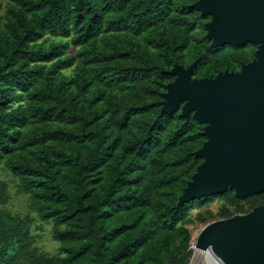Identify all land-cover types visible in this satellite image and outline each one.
Returning a JSON list of instances; mask_svg holds the SVG:
<instances>
[{"label":"trees","instance_id":"trees-1","mask_svg":"<svg viewBox=\"0 0 264 264\" xmlns=\"http://www.w3.org/2000/svg\"><path fill=\"white\" fill-rule=\"evenodd\" d=\"M197 1L10 0L0 13V165L61 244L38 253L30 218L0 210V264H188L190 212L222 197L223 218L234 214L232 187L183 200L207 124L165 94L177 67L215 80L258 48L195 32L210 17ZM67 37L80 54L66 55ZM6 195L0 179V205ZM243 201L264 205V192Z\"/></svg>","mask_w":264,"mask_h":264},{"label":"water","instance_id":"water-1","mask_svg":"<svg viewBox=\"0 0 264 264\" xmlns=\"http://www.w3.org/2000/svg\"><path fill=\"white\" fill-rule=\"evenodd\" d=\"M196 6L213 16L209 25L213 45L264 41V0H199ZM255 55L262 59L242 67L240 75L219 74L220 88L213 80L192 78V68L177 67L173 72L176 83L165 94L167 107L176 108L188 98L185 112L194 111L199 121L214 123L198 152L205 161L184 201L223 193L228 182L238 197L264 192V48ZM224 253L231 264H264V217L244 224Z\"/></svg>","mask_w":264,"mask_h":264},{"label":"rangeland","instance_id":"rangeland-1","mask_svg":"<svg viewBox=\"0 0 264 264\" xmlns=\"http://www.w3.org/2000/svg\"><path fill=\"white\" fill-rule=\"evenodd\" d=\"M199 1V0H198ZM197 2L193 4V6L196 8ZM10 0H0V13L4 14L7 10L8 4ZM201 13L204 14V10H201ZM210 17L207 19L208 21L205 22L203 27H199L195 32L198 34H201L204 30H206V36L207 38H210V23L213 20V16L209 14ZM53 38V37H51ZM56 40L62 39L61 37H55ZM70 44V48L67 51L66 55H78L80 54L81 47L74 45V43L71 40V37H67L63 39ZM101 42V40H100ZM257 46V50H261L264 48V41L259 43H254ZM151 48H153L154 44H149ZM258 60V56L255 58V61ZM55 62V61H54ZM75 72V65L67 68L64 70V73L67 76L73 75ZM242 71L238 72L237 74H241ZM225 75H223L221 78H223ZM225 78V77H224ZM176 80V79H175ZM219 78H216L212 81V84L215 87H220L221 84H219ZM176 81H174L170 85H174ZM170 88L168 87L167 93L170 92ZM166 93V94H167ZM185 103L183 106V111L187 107L189 103V99L185 98L183 100ZM166 103L169 105V100L166 98ZM214 127L213 122H208L206 126L207 132H209V129H212ZM204 147L200 150L203 151ZM208 153H205V156ZM0 179L5 183L6 186V199L5 201L0 205V210H3L13 216H20L22 218L28 217L31 220V236H32V247L41 254H45L51 257L60 255V242L54 237V229L56 227V224L53 220H45L43 219L38 211L36 201L32 198L31 194H29L23 187V184L18 176H16L13 171L9 168V166L6 163H2L0 165ZM232 185L229 184L230 188ZM234 188V187H232ZM235 189V194H237V190ZM237 196V195H236ZM241 201H238V200ZM239 199H233V205L231 206V211L234 213L231 217L223 218L221 215L223 211V207L225 204H227V201L222 197H217L212 201H209L203 205L195 207L189 214V216L186 218V220L182 223L183 226H185L189 232H190V250L192 252V256L190 258V261L188 264H191L192 259L195 254L194 247L199 244L202 247L205 246V239L206 235L201 236V233L203 230L210 226V229L217 228V223L221 222L223 220L231 219L234 217H241L248 215L251 213L254 209L263 207L264 205H259L258 203H248L246 201H243L244 197H239ZM238 202V203H237ZM244 206V210H241ZM240 207V208H238ZM240 224V221H238V225L233 229L235 230L238 228ZM233 230L231 232H233ZM198 264H210L207 262V260H201L198 262Z\"/></svg>","mask_w":264,"mask_h":264},{"label":"bare ground","instance_id":"bare-ground-1","mask_svg":"<svg viewBox=\"0 0 264 264\" xmlns=\"http://www.w3.org/2000/svg\"><path fill=\"white\" fill-rule=\"evenodd\" d=\"M258 59L262 58L258 57ZM229 184L233 185L231 182H228ZM263 217L264 208L259 207L248 215L218 222L215 229H210V226L206 227L201 233V236L206 235L205 246L202 247L197 244L194 247L195 254L191 264H198L201 260H207L210 264H231L227 261L224 253L229 241L240 231L244 224L258 223ZM238 221H240L238 228L233 230L238 225ZM232 230L233 232H231Z\"/></svg>","mask_w":264,"mask_h":264}]
</instances>
